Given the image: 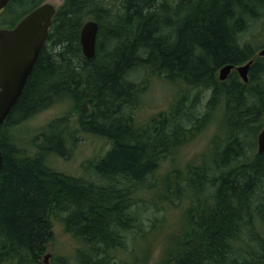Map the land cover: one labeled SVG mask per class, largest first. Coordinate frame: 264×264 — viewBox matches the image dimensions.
Instances as JSON below:
<instances>
[{"label": "trees", "instance_id": "16d2710c", "mask_svg": "<svg viewBox=\"0 0 264 264\" xmlns=\"http://www.w3.org/2000/svg\"><path fill=\"white\" fill-rule=\"evenodd\" d=\"M20 1L10 0L3 9ZM113 1H62L0 126V264H44L55 218L80 243L72 264L145 263L153 247L132 255L131 229L142 240L148 232L149 244V233L162 230L168 212H176L182 199L179 235L162 249L157 264H264V152L253 151L264 125V57L241 42L253 19L264 15V0ZM24 2L6 27L43 0ZM87 19L98 24L91 58L82 55L78 37ZM250 59L247 82L236 70L223 81L218 78L220 67ZM139 72L180 81L183 87L166 110L138 126L134 109L145 88L143 80H135ZM194 86L200 92L192 98L188 88ZM207 90V109L219 98L224 101L219 142L159 183L164 155L204 124L207 112H200L197 95ZM65 95L74 101L79 128L109 142L90 165L107 183L69 175L46 162L49 154H69V115L49 124L54 131L44 133L32 156L21 154L4 132L6 124ZM140 189L148 190V205ZM152 204L160 215L150 218L144 231L141 214ZM122 250L128 252L125 260L117 257Z\"/></svg>", "mask_w": 264, "mask_h": 264}, {"label": "rangeland", "instance_id": "374dc122", "mask_svg": "<svg viewBox=\"0 0 264 264\" xmlns=\"http://www.w3.org/2000/svg\"><path fill=\"white\" fill-rule=\"evenodd\" d=\"M43 1H48L55 6H59L63 0ZM26 4L27 2L21 0L17 5L14 4L11 10V7H9V10H1L0 27H6L7 22L13 20ZM241 38V41H243L242 43H245V40L246 43L251 45V48L254 46L253 50H255V52L263 49L264 15L260 16V19L257 18L255 21L253 20L250 23L248 30L244 31V34L242 33ZM240 79L242 80V78ZM135 80L137 83L140 80H143L144 82L141 81V84L145 86L139 102L134 109L135 120L138 125H144L148 122V119L151 118V115L166 110L174 101V98H176L178 91L183 87V84H181L180 81L173 83L166 78H160L153 74L147 75L144 72H139ZM188 90L190 91H188V96L190 95L189 97H192L195 92L199 91V87H189ZM208 97L209 90L202 92L201 95H199L200 103L198 108L200 109V112H207L204 124L196 131H193L187 140L180 143L176 151L171 153L168 152L164 155V158L158 167L159 171L157 172V180L159 183L172 173V169L175 168L177 171H181L184 168L186 169L190 163L192 165L198 162L203 156L209 153L214 141H216V143L219 142L217 136L222 133L224 101L222 98H219L216 103L211 104L207 109L206 100ZM73 102L72 98L67 95L57 98L49 105L39 109L27 118L14 124H6L4 132L20 150L21 154L24 156H32L38 149L44 133L47 134L49 131H54L49 128V124L56 118L69 115L71 116L67 123L69 130L65 135L69 154L63 157L56 153L49 154L46 157V162L52 168L69 175L73 174L74 176L94 181L99 184L107 183L106 179H103L94 173V170L90 165L107 150L109 142L104 137L94 133L84 132L79 128L78 123L76 122L77 113L72 112L74 107ZM254 147L256 149V143ZM253 151L256 152V150ZM250 152L251 151H247V154L249 155ZM108 182L111 181L108 180ZM121 184L123 183L121 182ZM139 192L140 196L145 197V200L147 201L142 203L148 204V198H150V196L148 197V190L140 189ZM177 201L178 200H176L175 203ZM181 202L183 203L179 208H176V212L173 210L168 212L170 215L167 216V221L163 224L164 227L161 231L153 230L149 233V244L148 232L146 233L147 235L145 239L142 240L141 237L135 235V228L133 227L131 229L132 231H130L129 236L132 237V235H134V238L128 244L133 250L132 255H136L142 248L146 250L148 245L153 247L149 257L145 259V263L141 264H157L163 252L162 249L166 247L172 239L179 235V226H182L180 223L182 220L180 215L183 216L182 213L184 214L186 206L184 199H182ZM143 206L144 205H141L140 208H143ZM153 209L154 204L147 207L143 213L141 212L144 231H148V225L151 222L150 218L160 215V212H153ZM51 233V240L47 245L46 251L42 254L43 260H46L44 261V264H58L60 259H65L69 264H72L74 261L73 256L76 250L80 247L78 239L64 228V225L59 218L52 219ZM142 243H144L143 246ZM46 254L48 257L45 258L44 256ZM140 254L142 255V253ZM117 257L125 260L128 257V252L122 250L117 253Z\"/></svg>", "mask_w": 264, "mask_h": 264}, {"label": "water", "instance_id": "95a60500", "mask_svg": "<svg viewBox=\"0 0 264 264\" xmlns=\"http://www.w3.org/2000/svg\"><path fill=\"white\" fill-rule=\"evenodd\" d=\"M9 1L0 0V9ZM55 11L56 6L45 1L26 13L14 26L0 27V126L23 90L45 42ZM97 31L98 24L94 19L85 20L80 27L78 37L85 58H91L95 53ZM257 54L264 55V48ZM250 64L251 60L238 66L226 64L219 68L218 78L224 80L230 70L235 68L242 80L246 81ZM256 151L264 152V125L256 136ZM1 165L0 149V169Z\"/></svg>", "mask_w": 264, "mask_h": 264}, {"label": "bare ground", "instance_id": "6f19581e", "mask_svg": "<svg viewBox=\"0 0 264 264\" xmlns=\"http://www.w3.org/2000/svg\"><path fill=\"white\" fill-rule=\"evenodd\" d=\"M259 19H260V17H259ZM253 20H254V19H253ZM254 21H255V20H254ZM249 25H250V24H249ZM248 28H249V27H248ZM248 28H247V30H248ZM247 30H246V31H247ZM243 34H244V32H243ZM242 37H243V36H242ZM238 38H239V37H238ZM238 38H237V39H238ZM243 39H244V38H243ZM241 40H242V38H241ZM237 42H238V40H237ZM241 42H243V41H241ZM244 42H246V41L244 40ZM249 42H250V41H249ZM249 45H250V44H249ZM250 46H251V45H250ZM253 47H254V46H253ZM253 47H252V48H253ZM241 63H242V62H241ZM240 65H241V64H240ZM234 66H238V65H234ZM263 79H264V78H263ZM133 82H134V81H133ZM138 83H139V82H138ZM201 90H202V89H201ZM189 92H190V91H189ZM199 92H200V91H199ZM195 93H196V92H195ZM199 95H200V94H199ZM199 95H197V96L199 97ZM189 96H190V95H189ZM140 97H141V96H139V98H140ZM139 98H138V99H139ZM200 98H201V97H200ZM199 100H200V99H199ZM168 103H169V102H168ZM143 122H144V121H143ZM135 124H137V123H135ZM141 124H142V123H141ZM139 125H140V124H139ZM139 125H138V126H139ZM133 127H134V125H133ZM134 128H135V127H134ZM8 142H9V141H8ZM64 156H65V154H64ZM62 157H63V156H62ZM191 162H193V161H191ZM188 163H190V162H188ZM194 164H195V163H194ZM186 165H187V164H186ZM190 165H191V163H190ZM188 166H189V165H188ZM189 167H190V166H189ZM183 168H184V167H183ZM184 169H185V168H184ZM184 169H183V170H184ZM185 171H186V170H185ZM185 171H184V172H185ZM72 175H73V174H72ZM133 200H134V199H133ZM135 201H136V200H135ZM146 205H148V204L146 203ZM145 207H146V206H145ZM147 207H148V206H147ZM56 212H57V211H56ZM62 228H63V227H62ZM75 253H76V252H75ZM173 254H174V253H173ZM73 257H74V256H73ZM68 258H69V257H68ZM170 258H171V256H170ZM69 260H70V259H69ZM164 260H165V259H164ZM171 261H172V260H171Z\"/></svg>", "mask_w": 264, "mask_h": 264}]
</instances>
